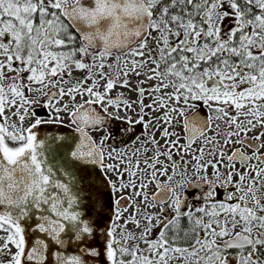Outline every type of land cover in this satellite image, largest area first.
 Returning <instances> with one entry per match:
<instances>
[{"label": "snow or ice", "instance_id": "obj_1", "mask_svg": "<svg viewBox=\"0 0 264 264\" xmlns=\"http://www.w3.org/2000/svg\"><path fill=\"white\" fill-rule=\"evenodd\" d=\"M0 264H264V0H0Z\"/></svg>", "mask_w": 264, "mask_h": 264}]
</instances>
